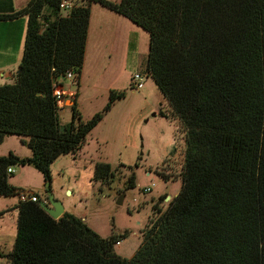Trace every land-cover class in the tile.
<instances>
[{
    "label": "trees",
    "instance_id": "trees-1",
    "mask_svg": "<svg viewBox=\"0 0 264 264\" xmlns=\"http://www.w3.org/2000/svg\"><path fill=\"white\" fill-rule=\"evenodd\" d=\"M62 1L30 0L0 15V22L28 18L20 71L0 86V146L17 135L32 150L27 158L0 157V197L19 194L9 183L13 166H33L51 182L53 164L79 151L126 98L111 90L103 112L87 122L74 99L62 131L53 84L68 72L79 82L93 4L150 36L145 72L169 103L162 115L179 124L185 141L182 188L165 210L154 208L131 259L115 251L129 231L103 238L67 212L55 220L39 202L17 206L14 249L0 257L10 264H264V0H75L70 12ZM113 175L110 164H96L97 181L110 185Z\"/></svg>",
    "mask_w": 264,
    "mask_h": 264
},
{
    "label": "rangeland",
    "instance_id": "rangeland-1",
    "mask_svg": "<svg viewBox=\"0 0 264 264\" xmlns=\"http://www.w3.org/2000/svg\"><path fill=\"white\" fill-rule=\"evenodd\" d=\"M91 8L94 19L101 12L109 11L100 4H93ZM96 25L94 22L89 56L82 71L83 88L78 101L82 120L87 122L103 112L111 90L126 92V98L114 104L79 151L62 156L53 164L50 183L55 199L64 205L65 212L83 219L101 237L121 236L129 231L128 237L115 246V251L131 259L142 244L150 219L157 212L154 208L165 210L181 191L185 141L179 124L162 115L169 110V103L153 78L149 76L141 90L133 87V76L146 74L149 34L132 24V56H129L121 39L116 37L114 43L110 38L119 30L110 29L109 37L100 38ZM133 29H139L141 36L138 52L133 51ZM112 47L115 49L111 53ZM63 81L67 88L80 93L79 84ZM59 116L62 126L70 124L72 109L65 105ZM25 140L27 138L17 135L7 136L0 146V157L11 153L21 158L31 156L32 150L24 144ZM98 163L111 165L114 178L110 185L95 179ZM12 169L15 173L10 175L9 183L19 193L35 194L48 201L47 183L38 170L30 165H17ZM133 177L136 186L131 188ZM145 189L151 192L145 193ZM168 195L172 198L165 201ZM121 198L123 203L119 205ZM19 204L18 194L0 197V253L3 255L9 254L15 246ZM0 264H10L8 257H0Z\"/></svg>",
    "mask_w": 264,
    "mask_h": 264
},
{
    "label": "crops",
    "instance_id": "crops-1",
    "mask_svg": "<svg viewBox=\"0 0 264 264\" xmlns=\"http://www.w3.org/2000/svg\"><path fill=\"white\" fill-rule=\"evenodd\" d=\"M30 0H0V15H13L16 12L24 9ZM119 1V0H118ZM94 22H96L97 34L98 37L103 38L105 35L109 37L108 31L112 29L119 30V32L110 36L114 39V43L116 42V37L122 40L123 43L127 46V54L132 56V22L128 19L117 15L111 11L101 12L96 19H94L93 10L91 8V20H90V28L88 34V42L86 49V57L85 62L89 56L90 49V38L94 28ZM134 25V24H133ZM28 26V18L27 17H17L12 20H8L6 22H0V58L3 61L0 62V86L6 84L14 83L15 71L17 69V73L20 70V64L23 57L24 45L26 40ZM136 26V25H134ZM134 28H140L138 26ZM135 32V38L133 39V51L138 52V41L141 38L139 29H133ZM115 48L112 47L111 53ZM111 53L109 55H111ZM111 57V56H110ZM148 59V58H147ZM16 73V74H17ZM83 74H81L79 79L80 85V93H77L75 100L78 101L81 99V90L83 88L82 82ZM8 81H12L8 82ZM64 82V81H63ZM67 82V81H65ZM64 84V83H63ZM64 88L68 91H72L67 88L64 84ZM71 104V105H70ZM74 104L73 100H66V106L71 107ZM32 156V155H31ZM29 156V157H31ZM170 191L168 188L167 192ZM169 196L165 199L168 200ZM18 212V211H17Z\"/></svg>",
    "mask_w": 264,
    "mask_h": 264
},
{
    "label": "built area",
    "instance_id": "built-area-1",
    "mask_svg": "<svg viewBox=\"0 0 264 264\" xmlns=\"http://www.w3.org/2000/svg\"><path fill=\"white\" fill-rule=\"evenodd\" d=\"M61 9L66 12H70L73 9L77 7L75 0H63L61 3ZM149 76L147 74L141 75V74H135L133 76V86L137 90H141L144 88V84L146 82V79ZM65 81L71 82L74 85L78 84V76L74 72H68L64 78ZM64 82L61 80L55 81L53 84L54 87V97L57 101V105L62 110L66 105V100L70 99L71 101L74 100L77 96V93L75 90L68 91L64 88ZM9 173H15V170L10 168L8 170ZM145 193L151 192V189H145ZM19 199L20 202H39V197L35 194H29V193H19ZM120 244V243H119Z\"/></svg>",
    "mask_w": 264,
    "mask_h": 264
},
{
    "label": "water",
    "instance_id": "water-1",
    "mask_svg": "<svg viewBox=\"0 0 264 264\" xmlns=\"http://www.w3.org/2000/svg\"><path fill=\"white\" fill-rule=\"evenodd\" d=\"M155 115L156 114H154V116ZM62 131L63 132L66 131V127L65 126H62ZM47 196H48V201H44V200H42V199L39 198V204H40V206L52 218H54L55 220L61 219L64 216V214L66 213L65 212V208H64V205L60 201H58V200L55 199L54 194H53L52 189H51V183L50 182L47 183ZM171 198L172 197L169 196V199H171ZM122 199L123 198L119 199V202H118L119 205H122V203H123Z\"/></svg>",
    "mask_w": 264,
    "mask_h": 264
}]
</instances>
